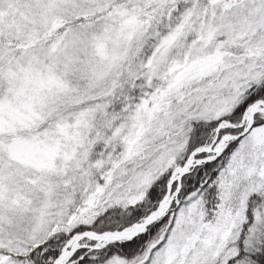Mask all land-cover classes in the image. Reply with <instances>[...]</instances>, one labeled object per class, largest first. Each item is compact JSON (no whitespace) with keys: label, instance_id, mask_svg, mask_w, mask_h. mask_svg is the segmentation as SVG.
I'll return each mask as SVG.
<instances>
[{"label":"snow or ice","instance_id":"snow-or-ice-1","mask_svg":"<svg viewBox=\"0 0 264 264\" xmlns=\"http://www.w3.org/2000/svg\"><path fill=\"white\" fill-rule=\"evenodd\" d=\"M0 264H264V0H0Z\"/></svg>","mask_w":264,"mask_h":264}]
</instances>
